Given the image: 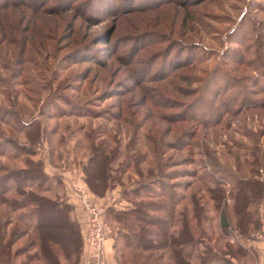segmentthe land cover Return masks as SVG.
<instances>
[{
  "label": "rangeland",
  "instance_id": "obj_1",
  "mask_svg": "<svg viewBox=\"0 0 264 264\" xmlns=\"http://www.w3.org/2000/svg\"><path fill=\"white\" fill-rule=\"evenodd\" d=\"M105 1L46 0L37 19L32 21L36 31L30 30V22H19L14 40L8 44L4 41L6 57H0L4 59V63L0 62V105L4 106V112L13 113L9 116L0 110V135L23 139L22 132H18L19 121L27 122L34 117L39 121L46 136L35 147L38 153L34 158L42 159L52 172L46 195H63L62 185L56 183L62 172L68 173L78 186L85 184L80 164L87 154L83 133L90 124L101 125L107 139L114 135L122 143L134 131L149 165L156 160L145 145L144 135L152 133L155 140L161 137L163 143L179 145L174 138L187 129L193 135L187 145L183 144L179 150L166 148L163 158L177 161L179 157H193V164L185 162L180 168H195L199 175L214 171L213 168L228 172L238 162L246 172L245 148L251 146L252 139L264 144L262 111L243 109L235 115H221L218 124L207 123L205 127L186 118L193 109L203 110L210 120L216 117L211 106L212 91L219 89L222 98L223 87L230 85L222 77L223 72L238 75L243 81L246 78L256 81L253 66L258 60L253 56L252 23L262 22L264 34V0H107L108 4ZM8 15L11 21L19 18ZM259 42L263 43L264 51V39ZM188 44L191 47L185 46ZM189 58L193 62L175 71L176 77L159 79L171 70V63H183ZM148 71L156 75L151 76ZM203 82L211 85L199 97ZM46 84L56 86V96L78 103L94 99L96 106L92 109L118 110L120 117L98 120L70 115L71 107L61 101L43 102L45 92L41 87ZM259 85L254 89L260 88ZM34 87L38 92L35 101L30 98ZM249 96L253 100L264 99V93ZM192 101L193 106L181 111L184 103ZM157 102L162 107L152 105ZM61 108L66 111L60 116ZM79 125L85 129H77ZM0 143L4 144V140ZM0 151L4 153V148ZM17 151L9 148L0 155V169L4 164L13 167L22 164V155L13 157ZM129 173L130 170L123 177L125 182ZM130 177L135 179L134 175ZM191 179L184 176L177 181ZM121 187L117 184L114 192L109 191V202H117ZM188 193L189 190H184L187 199L182 203L188 202ZM259 211L262 219L264 199ZM109 219L106 217L111 224ZM3 223L1 204L0 226ZM20 259L24 257L13 264H19Z\"/></svg>",
  "mask_w": 264,
  "mask_h": 264
},
{
  "label": "trees",
  "instance_id": "obj_2",
  "mask_svg": "<svg viewBox=\"0 0 264 264\" xmlns=\"http://www.w3.org/2000/svg\"><path fill=\"white\" fill-rule=\"evenodd\" d=\"M44 1H0V57H6L4 41L7 40L8 44L14 40L19 22H30V30L36 31L32 21L37 19ZM9 13L19 16L17 21L8 19ZM255 23H252L255 39L251 40L255 44L253 56L258 60V64L253 66L256 81L248 78L243 81L238 75L223 72L221 76L230 85L223 87L222 95L225 97L219 98V89L212 91L211 106L216 117L210 120L203 110L193 109L186 119L205 127L207 123L211 126L218 124L222 120L218 119L221 115H235L243 109L259 110L264 116V99L253 100L249 96L264 93V51L261 50L263 43L259 42L264 39V34L262 22ZM185 46L191 47L190 44ZM1 60V64L4 63V59ZM192 62L193 59L189 58L183 63H171V70L159 79L176 77L175 71ZM31 76L35 78L33 74ZM260 78L263 81L260 82ZM257 84L260 88L254 89ZM210 85L201 83L200 94L197 95L204 96ZM41 88L45 92L43 102L61 101L71 107L70 115L98 120H117L120 117L118 110L92 109L96 106L94 99L70 102L66 97L56 96V86L52 88L46 84ZM33 93L30 98L35 101L38 95L36 87ZM96 98L98 100L101 96ZM194 103H184L181 111ZM152 105L162 107L159 102ZM112 107L118 108L117 105ZM0 110L4 112V106L0 105ZM65 111L61 108L58 113L61 116ZM12 113L4 112L9 116ZM179 114L183 116L185 113ZM100 126L90 124L83 133L87 154L80 168L85 185L96 197L105 196L117 184L122 186L118 202L127 204L118 207L110 204L104 213V224L113 234L117 264H256L255 251L245 247L241 239L255 238L262 227L259 206L264 199L263 143L252 139L251 146L245 148L246 172L238 162L234 170L226 172L213 168L214 171H204L199 175L195 168H180L185 162L193 164V157L183 156L177 161L163 158L166 148L179 150L183 144L187 145V140L193 136L190 130L185 129L176 135L174 139L179 145L163 143L161 137L155 140L156 135L152 133L144 135L145 145L156 160L149 165L134 131L132 137L122 143L114 135L107 139L105 129ZM77 129L85 128L79 125ZM18 132H22L23 139L5 133L4 137L0 135V140H4V144L0 143V150L4 148L5 153L9 148H16L18 151L13 157L23 156L21 165L4 164L0 169V205H4V223L0 226V264H13L20 257L24 259H20L19 264H79L83 238L78 222L70 216L72 206L58 195H46L52 179L44 170V161L34 158L38 153L35 147L46 135L35 117L27 122L19 121ZM208 165L213 166L214 163ZM129 170L131 173L127 174L125 182L123 177ZM129 175H134L135 179ZM184 176L192 179L177 181ZM56 179V183L61 184V180ZM184 190H189L187 203H182L187 199ZM106 217H110L111 224Z\"/></svg>",
  "mask_w": 264,
  "mask_h": 264
},
{
  "label": "crops",
  "instance_id": "obj_3",
  "mask_svg": "<svg viewBox=\"0 0 264 264\" xmlns=\"http://www.w3.org/2000/svg\"><path fill=\"white\" fill-rule=\"evenodd\" d=\"M44 170L48 175L52 174V172H50L51 170H49V168L46 167V165L44 167ZM59 179L61 180V185L63 189V195L61 196V199H63L66 203L72 206L70 216L71 218L75 219L78 222L81 230V235L83 238V246L81 248L79 264H117L115 258V251L113 247V234L109 228H107V235L102 243L98 255L92 254L91 251L85 246L84 235L88 227V221H89L88 212L85 206L83 205V201L81 200V198L78 196L73 186L71 185V183L75 181L72 178H70L68 173L62 172ZM79 186L80 187L82 186L81 188L85 191L86 198L90 203L96 205H102L104 208L110 204L116 207L121 205L120 204L121 202H118L119 199L117 200L116 203L109 202L110 199L109 192L103 197H96L88 190L85 184ZM111 192H114V190H111ZM112 200H114V198ZM261 223H262V227L259 236L251 240L250 239L242 240V243L245 246H248L255 251L256 264H264V215L261 219Z\"/></svg>",
  "mask_w": 264,
  "mask_h": 264
},
{
  "label": "built area",
  "instance_id": "obj_4",
  "mask_svg": "<svg viewBox=\"0 0 264 264\" xmlns=\"http://www.w3.org/2000/svg\"><path fill=\"white\" fill-rule=\"evenodd\" d=\"M71 185L83 201L89 216L88 227L84 235V244L92 254L98 255L107 235V228L104 224L105 208L102 205L90 203L86 198L85 191L75 182H72Z\"/></svg>",
  "mask_w": 264,
  "mask_h": 264
}]
</instances>
